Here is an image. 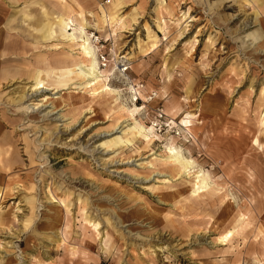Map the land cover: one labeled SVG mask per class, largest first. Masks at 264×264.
Listing matches in <instances>:
<instances>
[{
	"label": "rangeland",
	"instance_id": "374dc122",
	"mask_svg": "<svg viewBox=\"0 0 264 264\" xmlns=\"http://www.w3.org/2000/svg\"><path fill=\"white\" fill-rule=\"evenodd\" d=\"M60 12L59 0H0V264H264V0H124L130 25L110 40L87 13L101 66L118 65L110 85L159 134L151 145L102 144L131 125L124 112L71 103L76 84L53 75L33 86L39 58L70 50L41 30ZM170 138L212 192L188 197L180 176L150 167ZM240 210L251 225L219 243Z\"/></svg>",
	"mask_w": 264,
	"mask_h": 264
},
{
	"label": "bare ground",
	"instance_id": "6f19581e",
	"mask_svg": "<svg viewBox=\"0 0 264 264\" xmlns=\"http://www.w3.org/2000/svg\"><path fill=\"white\" fill-rule=\"evenodd\" d=\"M59 2H61L60 14L53 19L49 18L42 25L41 30L44 38L62 39L64 43L68 44L70 50L63 51L62 60L56 63L50 62L47 58H39L36 66L30 72L34 80L33 86L43 88L45 85L43 74L47 76L53 75L55 77L54 83L57 86H62V89L68 90L71 88V85L76 84V87H72L69 93L70 97L68 100L71 103L86 105L91 108L97 100H102L105 103H110L112 108L117 112H124L128 118L127 120L131 121V125H125L122 128V124L116 125L114 128H121L119 134L102 144L118 145L131 142V138H138L143 140L147 145H151L154 139L159 137V134L152 126L137 117L139 107L136 103H133V107L128 106L122 100L120 91L110 85V77L115 76L116 70L118 71V65L113 63L107 69H103L98 55L99 46L95 44L92 39V33L87 29V13L95 18V27L106 40L112 38V31L115 33L116 29L114 27L117 23L122 25V29L127 28L130 25L129 22L126 23V21L122 20V17L118 13L124 0H112L111 5L107 9L100 6L99 11L95 10L97 5L99 7L96 0H73V2L59 0ZM257 15L259 14L257 13ZM148 39L152 41V46H157V37L151 32L148 33ZM113 47L116 52L119 50L120 41L118 38H114ZM74 49L77 51L73 52ZM122 57L126 58L127 55H123ZM75 88L79 90L84 89V91L79 93ZM261 116L262 123H264V111L261 113ZM194 117L195 114L187 113L181 120V125L187 127V129H191ZM254 143L259 144L258 139H255ZM163 147L164 153L158 154L148 162L150 167L156 168V166H161L166 168L170 176H180L182 178L180 186L185 188L188 197L191 195L194 198H198L214 190L213 184H211V176L204 169L201 168L197 173L191 175V170L195 168L196 161L186 156L183 147L175 143L173 138H170V141L163 145ZM1 151L2 148L0 146V156ZM168 181L165 180L163 183H167ZM87 218L85 222H88L98 234H101L99 230L100 222ZM232 219V222H234L232 228L217 237L219 243H228L251 225V220L241 210ZM106 240L107 238L101 241V246L104 250L109 249V242Z\"/></svg>",
	"mask_w": 264,
	"mask_h": 264
},
{
	"label": "built area",
	"instance_id": "2783aa9c",
	"mask_svg": "<svg viewBox=\"0 0 264 264\" xmlns=\"http://www.w3.org/2000/svg\"><path fill=\"white\" fill-rule=\"evenodd\" d=\"M92 33V37L94 38V39H96L95 41L96 42H100V40H99V38H98V36L94 33V32H91ZM103 45V44H102ZM101 59H102V65L103 66H107V56L106 55H104V54H102L101 55ZM124 67V69L126 70L128 67L127 66H123ZM157 114H158V118H159V121H161L162 120V118H163V116H164V113H163V110H159V112H157ZM157 123H158V121H157ZM105 264H112V263H109V262H105Z\"/></svg>",
	"mask_w": 264,
	"mask_h": 264
}]
</instances>
